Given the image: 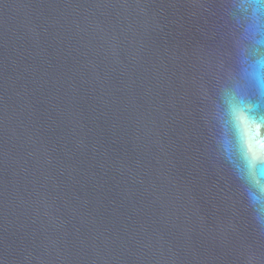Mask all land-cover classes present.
I'll list each match as a JSON object with an SVG mask.
<instances>
[{"label":"water","instance_id":"95a60500","mask_svg":"<svg viewBox=\"0 0 264 264\" xmlns=\"http://www.w3.org/2000/svg\"><path fill=\"white\" fill-rule=\"evenodd\" d=\"M237 3L0 0V264H264Z\"/></svg>","mask_w":264,"mask_h":264},{"label":"clouds","instance_id":"9594fccd","mask_svg":"<svg viewBox=\"0 0 264 264\" xmlns=\"http://www.w3.org/2000/svg\"><path fill=\"white\" fill-rule=\"evenodd\" d=\"M237 10L247 21V31L258 37L264 23V0H238ZM255 43L264 47V40ZM252 76L258 96L264 97V57L258 56L252 65ZM228 124L235 137V144H226V151L234 153L236 164L251 177L254 185L264 193V103L240 101L229 105Z\"/></svg>","mask_w":264,"mask_h":264}]
</instances>
